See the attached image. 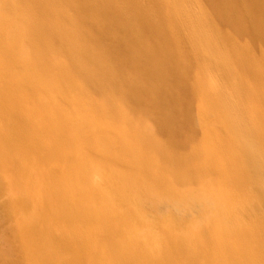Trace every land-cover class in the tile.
I'll use <instances>...</instances> for the list:
<instances>
[{"label": "bare ground", "instance_id": "obj_1", "mask_svg": "<svg viewBox=\"0 0 264 264\" xmlns=\"http://www.w3.org/2000/svg\"><path fill=\"white\" fill-rule=\"evenodd\" d=\"M53 1L66 4V10L77 22L66 24L53 15L50 10L53 3L49 0H23V5L29 9L48 14L55 21L58 18L60 26L56 27L50 20L39 23L32 18L25 23L21 17L14 20L12 3L0 1V10L4 13L0 17V59L5 63L4 70L8 71L5 76H9L16 91L28 92L31 101L25 100L26 103L47 118L46 121L34 120L14 109L9 123L17 131L15 137L27 143L25 152L34 160L37 158L35 162L41 155L49 161L54 154L61 159V162L57 159L60 164L54 161L51 166L46 160L42 164L39 161L41 170H35L36 176L42 171L58 178L55 180L61 179L58 187L45 179L59 192L40 186L44 190L40 189L41 194L46 193L44 199H38L41 205L53 208L58 220L70 221L76 228L80 224L79 233L65 234L56 227L49 231L52 239L60 244L61 257H75L71 261L78 264H264V152L244 143L242 138L240 144L238 138L234 139L255 138L256 144L264 148V137L256 131V125L264 129V105L256 103L264 102V95L247 86L244 78L264 82V66L254 56L244 53L227 34L225 37L222 30L224 27L247 36L254 47L264 52V0H116L115 3L113 0H68L70 4L66 0ZM89 11L106 13L107 18L115 16L112 21L115 25H105L104 20L101 21L106 27L95 25ZM21 26L30 31L28 51L35 67L29 70L28 78L16 73L24 68L26 60L16 55V51L21 50L17 48L23 36ZM49 44L57 50L56 54L48 48ZM222 46L231 49L232 54L224 53ZM109 49L114 53L117 71L112 66ZM232 68L243 74L232 76ZM207 72L217 83L203 81ZM63 73H70L105 95L121 90L122 85L137 112L108 100L100 107L117 118H129L144 139L152 136L148 133L151 127L166 137L167 148L177 153L179 147L187 148L188 159L201 161L202 165H189L185 159L176 161L190 167L187 171L191 179L187 184L189 193L179 179L166 175L165 170L176 171L175 165L158 153L154 142L148 144L145 139L137 149L135 160L118 152L120 160L116 161L107 154L96 155L87 140L88 133L83 134L81 141L77 140L73 124L86 128H83L86 132L89 129L83 117L84 108L68 91ZM44 74L51 76L54 85L45 81ZM1 93L0 101L6 102L2 101L4 94ZM51 95L59 96L75 113L74 123L64 108L51 104ZM25 101L26 108L29 105ZM96 118L106 131H112L105 119H98L99 115ZM31 127L41 133L31 135ZM208 129L220 132L214 135L215 141L231 144L225 161L215 158L218 153L215 145L208 147L201 143V150L195 151L199 145L198 134H207ZM52 131L56 132L54 143L61 140L62 147L48 142ZM117 135L125 142L135 140L126 129L117 130ZM105 140L110 142L108 138ZM76 143L95 161L96 170L91 172V167L75 149ZM0 161L14 172H20L14 159L5 153H0ZM158 161L162 167H158ZM24 169L25 172H21L27 174L28 169ZM93 172L100 175L97 179L101 180V188L106 193L99 192L95 183L91 189L87 186L92 192L89 197L71 189V184L91 180ZM26 176L29 178V173ZM61 185L64 194H61ZM67 192L73 195L65 197ZM4 207L8 212L21 209L19 202L12 199ZM88 209L90 215L85 214ZM117 216L122 222L116 220ZM202 218H205V227ZM185 227L189 228L187 232L182 231ZM86 228L89 234L83 233ZM13 230L17 235L16 245L24 254L10 264H31L30 257L35 254L52 257L47 244L30 243L24 238L25 229ZM30 233L29 237L37 240L35 234ZM99 254L103 257L99 258Z\"/></svg>", "mask_w": 264, "mask_h": 264}, {"label": "rangeland", "instance_id": "obj_2", "mask_svg": "<svg viewBox=\"0 0 264 264\" xmlns=\"http://www.w3.org/2000/svg\"><path fill=\"white\" fill-rule=\"evenodd\" d=\"M2 1H7L9 3H12L15 6L14 7V12H15L14 20L17 19L18 17H21L22 20L25 21V23H27V19H29V18L36 19L39 23H46L50 20L49 22H53L55 24V26L58 28L60 26L59 19H62L63 21H65L66 24H69V23L75 24L77 22V18L72 17L70 15V12L68 13V11L66 10V8H67L66 4H57L53 0H49L50 2L53 3L50 6V10L52 11L53 15H55L56 17H59V19L57 18L56 21H55V19H51V16H49L48 14H42L41 12L36 11L34 9H29V7L27 5H23V4H25V2H23V0H2ZM114 1H116V0H113V2ZM118 1L124 2L123 0H118ZM161 1L165 2L166 0H161ZM66 3L70 4L68 0H66ZM206 8L209 11L211 10L207 6H206ZM89 14H90L89 17H91L90 19L92 21L96 22L95 25L96 24H100L103 26H105V25L114 26L115 25L114 22H112L115 19V16H113V15H112V17L109 16V18H107L106 13L99 14L98 12H90L89 11ZM12 15L14 16V14H12ZM2 16H4V13L2 12V10H0V17H2ZM168 18H167V25L169 26V25H171V23H170V20ZM101 20L106 21L107 24L104 25L103 21H101ZM21 27L22 28L20 29V31H21V34H23V36L21 37V39L18 41V44H17V48L21 49V50H20V52L17 50L16 55H17L18 59L21 58V59H26V60L24 61V64H23L24 68L16 70V73L18 75H21L23 77L25 76L28 78L30 76L28 73L29 70H35V67L31 64L30 58H32V55L28 51L29 46H31L30 43L27 41V36H28V33L30 31L26 26H21ZM7 30H9V29H7ZM7 30H6V32H7ZM222 30L224 31L223 34L225 37L227 34L233 40V42L236 43V45H239L243 49L244 53L254 56L256 59L259 60V64L264 66V52L261 49H259L258 46L254 47V45L251 43L250 39L247 38V36L237 35L235 32H233L231 30L228 31L224 27H222ZM81 40H82L81 42L83 44H87V42H85L83 39H81ZM245 44H248V45H245ZM52 47H53V45H50V44L48 45V48L50 50L52 49L53 53L56 54L57 50L54 47H53L54 48L53 49ZM221 49L226 54H232V52H231L232 50L225 47V46H222ZM109 50H108V54L111 56L112 61H113L112 66L117 71L118 66L116 65L117 64L116 60H114V53L111 50L110 51ZM109 64L111 65L110 62H109ZM4 65H5V63L0 59V92H2L1 94H4L2 101L7 100L6 102L0 101V111H1L0 112L1 113V115H0V132L2 133V134H0V153H5L8 158H11V159L13 158L14 161L17 163V166L19 167L20 172H17V171L14 172V170H12L10 167H7V165H5L4 162L0 161V264H10L11 262L20 258L24 254L22 249L20 250V248H18V246L16 245L17 244V235H15L14 230H13L16 227L25 229V232H24L25 237L24 238L26 241H28L30 243L37 241V242H40L41 244L42 243L47 244L51 250L50 252H51L52 257H40L39 255H36V254L31 256L30 257L32 259L31 264H54V263L55 264H78V263H74V261H71L75 257H61V255L58 252L60 250V244H58L56 241H54L52 239V237L49 235V231H51L53 228L56 227L59 229V231L61 230V232L63 231V233H65V234H71V233H75V232L79 233V231L81 230V228H79L80 224H77V228H76L75 227L76 225L72 224L70 221H67L64 219L58 220L56 217L57 213L53 210V208L51 209V207L46 206L48 208V209H46L45 206H43V204L41 205V203L38 201V199L40 197H42L43 199L46 197L45 192H44L45 193L44 195H43V193L41 194V192L44 191L43 189H45V188L50 189L51 188L52 190L57 191L58 189L56 188V186L54 188V186L52 187V185H57V187H58V184L61 183L60 182L61 179L59 181L55 180L58 178L52 177V176L47 175V174L45 175V174H43L42 171L39 172L41 174L36 176L35 170L36 169H37L36 171L41 170L40 166H39L40 169H38L37 163H39V161H40V164H42V162H44V160H46L48 162V165H50V166H51V164L52 165L54 164V161L57 162V165H58V163L61 162V159L58 156L55 157V154H54V157L50 158V161H49L47 158L46 159L41 158L42 156H44V155H41L39 157L40 158L39 161L35 162V160L37 158H35V160H34V157H32L31 155H28L29 153L26 154L27 152H25V151L27 150V148H26L27 143H24L23 141H20L19 138L15 137L17 135H14V133L16 134L17 131H14L10 127L11 124L9 123L10 117L15 114L14 109L20 111L21 113H23V115L24 114L26 116L30 115L28 117L29 118L33 117L34 120L41 119V121L42 120L46 121L47 118L43 115L42 112H39V111L34 112V109L28 104L31 101V96L29 95L28 92L21 91V93H19L18 91H16L17 87L15 85H13V83L10 81L9 76L8 77L5 76V73L6 72L8 73V71L4 70V68H3ZM231 71H232V76H234L235 74H237V75L243 74L241 71H239L236 68H232ZM44 75L45 76L43 78L45 79V81L49 85H52L53 80H52L51 76L46 75V74H44ZM62 76L64 78V81L65 82L67 81L66 83L68 85V91H70V94L73 95L74 100L79 102L80 105L84 108V110H83L84 116L83 117L86 120L88 129L90 131V132L89 131L86 132L83 130L84 127L79 126L78 124H73L74 126L72 125V128H73L72 130L76 134V137L78 138L77 140L81 141L82 139H84L85 133H88L87 140L89 141L90 144H92V146H93L92 148L96 152V155L100 156L101 154L102 155L107 154V155H109V157L112 160L119 161L120 160L119 159L120 154L123 152L126 154L127 159H129L131 161L135 160L138 156L137 149L140 147V145L142 143L145 142L146 138L144 139L142 134L140 132H137V130H135L134 124L132 123V121L129 118H127V117L117 118L114 115H112V113L111 114L106 113L100 107V106L103 107L104 104L106 105V103H104V101L108 100V101H113V103L120 105V107L125 106L128 110H131V111L136 113L137 109L129 101L127 94H126V90L124 89V87L122 85H120L119 87L121 90L114 91V93L112 92V94H109V95H111L110 97H107L109 95H105L104 93L94 91L91 87L84 85V83H81L80 80L73 78L70 75V73H63ZM206 76H207L206 78H203V81L204 80H207V81L210 80L213 83H217V80L213 75L211 76L207 72ZM244 78H246L245 84L247 86L251 87L252 89H256V91H258L264 95V82L263 81L253 80L250 77L249 78L244 77ZM14 87H15V90H12ZM119 87L116 86L115 88H119ZM13 92L16 93L17 96L14 95ZM15 99L17 100V102ZM50 99H51L50 102H51V104H53V106H55V107L60 106L59 107L60 109L64 108L63 109L64 112L66 113L68 118H70L72 120V122L74 121V119H76L75 113H72V111L69 109V107L62 101V99L59 96L51 95ZM0 100H1V96H0ZM8 100H9V102H8ZM14 100L16 103L14 102ZM25 100L28 103H26ZM24 101H25L26 105H29V106H26V108L24 105ZM247 101L249 103H252L249 99H247ZM256 103L259 105H264V102H256ZM17 105H18V108H16ZM19 106H20V108H19ZM23 108H25V109H23ZM25 110H26V112H25ZM98 115H99L98 119H105L104 120L105 123L108 124L109 126H112V128L110 129L112 131H110V132L106 131L103 128V126H101L97 123L96 117H98ZM143 120L146 121L145 119H143ZM146 122L151 123L150 120H147ZM116 124L118 125L117 128H116ZM138 124L141 125L142 123L139 122ZM146 125H148V124H146ZM78 127H80V128H78ZM36 129H37L36 127L29 128V133L31 135L40 134L41 131L39 129H37V130ZM84 129L87 130L86 128H84ZM121 129H123V130L126 129L130 133V135L133 138H135V140H133V142H125L122 139H120V137H118V135H117V130L119 131ZM256 131L260 132L261 135L264 137L263 126L256 125ZM217 132L220 133L219 131H215V130L210 131L209 130V132L207 134H203V132L198 134L199 145H198V148L195 149V151L198 152L199 148L203 147L202 145H206L208 147H211V145H215V148H217L216 151L218 152L215 154V156H216L215 158L225 161V159H227V155L229 154V147L231 144H228L227 142H222V141H220V142L215 141L214 135L218 134ZM148 133L152 134V136H149L146 139V143L153 144L152 142H154L155 148L158 149V153H161L162 155H164L166 158H168V160L170 159V161H172L175 165L176 171L165 170L166 175L173 176V177H176L177 179H179L180 185L182 187L184 186L183 188H185L187 190V193H189L190 190L187 188V184L189 183V180H191V179H190V175L187 171L189 170L190 167L187 165H184V164L179 165L176 161L179 159H185L186 161H189L188 162L189 165L196 164V163H197V165L198 164L202 165L201 161L195 162V161L188 159L187 158V148L179 147L180 151H178V153L172 151L170 148H167V146L165 145V138L166 137H164V135L159 133L156 129L154 130L153 128L151 129V127H148ZM54 135H56L55 131H52L49 133L48 139H51V141L48 140V142L52 146L57 143L56 144L57 147H62L63 141L57 140L54 143V141H55ZM173 136H175V135H173ZM105 138H108L110 142L106 143ZM175 138H176V140L180 141V139H179L180 137L176 136ZM231 138H232L231 141L238 138V144H240L239 142L242 138L244 143L246 141L247 144H251L255 148H257L258 150H260L261 152H264V148L259 147L256 144V143H258V141L255 138H253V139L245 138V137H235L234 139H233V137H231ZM52 142H53V144H52ZM60 142H61V144H60ZM77 142H79V141H77ZM201 143H202V145H201ZM79 144L80 143H78V144L76 143L77 146L75 149L78 150L79 153H81V155H82L81 158L83 160H85V162L91 167L90 168V170L92 169L91 172L96 170L95 166H94L95 161L90 160V156L88 154H86V152L85 153L82 152L83 151V148L81 147L82 145L81 144L79 145ZM22 145H24V147ZM65 145H67V144H65ZM18 146H20V147H18ZM16 147H18V148H16ZM68 148H71V147H68ZM200 150H201V148H200ZM224 151H225V153H224ZM118 152L120 154H118ZM40 153H42V152H40ZM30 157H32V158H30ZM57 159L59 160V162ZM150 161L154 162L155 160L150 159ZM155 163H157V162H155ZM158 167H162V164L159 161H158ZM24 168L28 169L27 170L28 172L27 171L26 172H27V174L29 173V176H30L29 178L26 176L27 174L22 173L23 171L25 172ZM120 169H122V167H120ZM31 170L35 174L31 175L30 174V172H32ZM95 173L93 172V176L95 178L93 176H92L93 179H92V177H90L91 180L88 179L89 181L87 180V182H86L87 184L83 181L80 183L76 182L77 184L74 183L73 185L72 184L70 185L71 189H73L74 192L77 191V193H81L82 195L84 194L83 196H85V197H89L90 193H92V192H90V189L93 188L94 186L99 187V189H100L99 192L103 191L106 193V191L102 190V188H101L102 187L100 184L101 180L97 179L100 177V175H98L97 173L95 174ZM44 175H45V177H44ZM91 175H92V173H91ZM25 176H26V178H25ZM38 176H39V178H38ZM23 178H25L26 182L24 181ZM46 178H48V179H46ZM45 179L47 180V182H52V185L47 183ZM53 179L55 181H53ZM38 181H39L40 185H39ZM95 181H97V183ZM57 182H58V184H57ZM62 182H63V180H62ZM45 183H47L49 186L47 184L45 185ZM81 183H83V184L78 186V184H81ZM84 183H85L86 187L84 186ZM94 183H95V185L91 186ZM75 184H76V187H75ZM43 185L46 187H42ZM50 185H51V187H50ZM87 186L89 188L91 186V188L89 189ZM61 187H62L61 194L62 193L64 194L65 193L64 186L61 185ZM79 188H80V190H78ZM84 188H86L88 190H86ZM171 188L174 190V186H171ZM40 189L42 190L41 192H40ZM74 189H76V191ZM79 191H81V192H79ZM57 192H59V190ZM22 193H24V194H22ZM71 195H73V193L67 192L65 194V197H69ZM35 197H37V200L35 199ZM9 199H12L14 201L19 202L21 209L14 208V211L8 212V210L4 207V204H6V202L8 203ZM24 203H26L27 205H25ZM66 207L67 206L64 207L65 214H67V210H68ZM89 210L90 209H88L89 213L85 212V214L90 215L91 210L90 211ZM189 210L190 209L188 207L187 213L191 212ZM48 211H51V212H48ZM80 213H84V212H80ZM115 214H117V213H115ZM52 215H53V217H52ZM54 217H56V218H54ZM73 218L74 219L72 221L75 220V215ZM17 220H18V222H17ZM116 220L118 222H122L120 216H117ZM204 220H205V218H202L201 223L203 222V226L205 227L206 224L204 223L205 222ZM43 221H44V223H43ZM61 222H63V223H61ZM206 223H207V221H206ZM188 227H185L184 229H182V231L187 232V229L189 230ZM27 228L30 229V232H32L33 235L35 234V236L37 237L36 238L37 240H34L35 238L33 239V237H29V236H31V233L27 232V230H26ZM86 229H87V231L85 230V231H83V233L89 234L90 232L88 233V231H89L88 228H86ZM92 238H94V237H92ZM60 253H62V251ZM100 256L101 255L99 254V258L103 257V256L102 257H100ZM21 258H23V257H21ZM87 258L91 259L92 257H87ZM93 258H95V257H93ZM105 258H107V257H105ZM109 258H111V257H109Z\"/></svg>", "mask_w": 264, "mask_h": 264}]
</instances>
